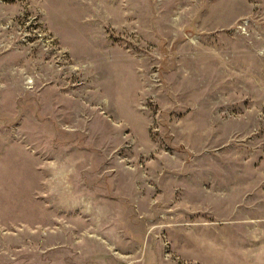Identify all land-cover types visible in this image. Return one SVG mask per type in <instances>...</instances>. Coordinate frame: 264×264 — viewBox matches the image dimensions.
<instances>
[{
  "label": "rangeland",
  "instance_id": "374dc122",
  "mask_svg": "<svg viewBox=\"0 0 264 264\" xmlns=\"http://www.w3.org/2000/svg\"><path fill=\"white\" fill-rule=\"evenodd\" d=\"M0 264H264V0H0Z\"/></svg>",
  "mask_w": 264,
  "mask_h": 264
}]
</instances>
